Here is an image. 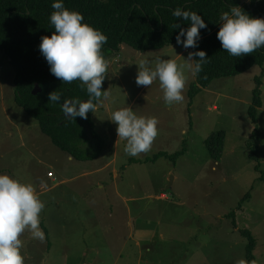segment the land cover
<instances>
[{
    "label": "rangeland",
    "instance_id": "rangeland-1",
    "mask_svg": "<svg viewBox=\"0 0 264 264\" xmlns=\"http://www.w3.org/2000/svg\"><path fill=\"white\" fill-rule=\"evenodd\" d=\"M184 50L175 45L140 53L123 45L106 58L110 67L102 91L108 90L109 99L98 102L103 110L93 113L96 131L106 145L99 159L74 160L72 166L69 156L16 104V71L0 49V170L32 184L49 168L75 176L91 172L70 182L76 190L70 198L69 225L54 233L56 244L69 238L72 255L82 253L85 245L95 249L83 257L84 264H237L248 261V240L242 230L252 233L256 264H264V106L256 123L249 112L257 77L263 79L264 104L263 69L256 66L239 77L215 80L207 90L191 95L196 76L188 70ZM156 58L184 65L188 82L183 102L165 104L159 81L137 86L139 62ZM125 107L138 116L158 119V136L149 152L135 157L125 152L126 141L118 138L117 126L110 121L113 111ZM219 131L225 133L226 144L216 162L206 140ZM252 138H257L258 162L250 158ZM178 152L181 155L171 157ZM160 153L167 156L148 162ZM113 168L120 178L115 179ZM89 184H104L105 190L94 189L81 198L80 191ZM100 202L104 205L99 214L95 206ZM126 204L136 218L130 227L125 219L107 218L111 209L121 210ZM232 212L235 217L228 218ZM131 231L134 239L128 237ZM33 259L27 257L25 264H34Z\"/></svg>",
    "mask_w": 264,
    "mask_h": 264
},
{
    "label": "trees",
    "instance_id": "trees-1",
    "mask_svg": "<svg viewBox=\"0 0 264 264\" xmlns=\"http://www.w3.org/2000/svg\"><path fill=\"white\" fill-rule=\"evenodd\" d=\"M242 1L63 0L67 9L83 14L84 22L100 29L108 37V42L102 49L105 58L120 52L123 45L140 53L175 46V37L180 31L175 25L180 23L181 27L188 28L190 21L178 20L172 15L173 11L181 8L200 14L207 29L201 30L199 48L191 49V52L205 51L208 60L196 75V81L190 89L191 95L209 88L215 80L239 77L256 66H260L264 74V48L234 57L221 47L216 38L222 23L221 15L230 12L232 7H240ZM53 2L54 0H0V49L16 71V104L39 123L41 132L60 151L78 162H90L102 156L106 145L103 137L96 131L93 113L90 111L87 119L77 117L72 120L66 118L61 110V104L66 99H89L86 87L78 80L68 84L54 77L39 50L41 37H50L54 31L49 19L54 11L51 7ZM250 2L251 6L244 5L241 9L252 18H264V0ZM255 83L254 97L249 108L253 122L256 121L258 110L264 106L262 77H257ZM55 91L61 95L59 103L49 100V94ZM257 138H252L254 142L248 144L252 151L250 158L255 162H258V146L255 143ZM225 144L226 136L223 131L213 133L206 140L208 152L214 161L221 160ZM179 155L180 152L171 157ZM164 156L167 154L160 153L147 160L154 162ZM241 208L240 206L239 209ZM235 215L232 212L227 217L234 218ZM233 224L237 228L235 219ZM240 234L248 240V261H255L256 264V242L252 233L242 230Z\"/></svg>",
    "mask_w": 264,
    "mask_h": 264
},
{
    "label": "clouds",
    "instance_id": "clouds-1",
    "mask_svg": "<svg viewBox=\"0 0 264 264\" xmlns=\"http://www.w3.org/2000/svg\"><path fill=\"white\" fill-rule=\"evenodd\" d=\"M51 7L54 11L49 19L54 31L50 37H41L39 50L54 77L68 84L78 80L86 87L89 99H66L61 110L68 119H87L90 111L94 113L97 110V102L109 99L108 90L102 91L110 67L102 52L108 37L100 29L84 22L83 14L67 9L63 0H54ZM172 15L178 20L190 21L188 28L181 27L180 23L175 25L180 29L175 37L176 45L185 50L198 49L201 30L207 29L204 18L195 11L181 8L175 9ZM220 20L222 23L216 38L229 55L240 57L264 48V18H252L243 9L232 7L230 12L221 15ZM207 60V54L202 50L188 52L185 59L192 76L202 71ZM155 81H159L165 104L171 106L183 102V91L188 82L184 65H179L174 59L141 60L137 86L149 87ZM49 100L59 103L61 95L52 92ZM110 121L117 126L119 139L126 141L125 152L132 157L149 152L158 136V119L138 116L130 107L113 111ZM44 208L45 204L33 184L0 174V264H25L21 236L26 231L33 239H45L40 227V214ZM237 264L249 262L240 260Z\"/></svg>",
    "mask_w": 264,
    "mask_h": 264
},
{
    "label": "crops",
    "instance_id": "crops-1",
    "mask_svg": "<svg viewBox=\"0 0 264 264\" xmlns=\"http://www.w3.org/2000/svg\"><path fill=\"white\" fill-rule=\"evenodd\" d=\"M190 51L191 48L188 50H184V53H188ZM179 58L180 56H178L176 60ZM216 108L217 107H215V109ZM101 109L102 108L98 104L96 111H99ZM7 118H9L8 115ZM68 158H67L68 161L72 163L73 166L74 159L71 157ZM108 165L109 164H107L106 166ZM49 169L50 170H46L40 173L38 175V180L35 179L34 180L35 183L33 184L37 190V193L40 196V199L45 204V208L40 214L41 216L40 227L42 230L44 229L43 231L45 233V239L43 241L38 239H33L31 234L26 231L21 236V239L23 241V248L21 252L25 257V260L27 259V257L34 258L33 259L34 264H84L83 257H88L87 254L89 252L95 251V249L89 248V246L85 245V249L82 253H80L79 255H75V254L72 255V253H70L69 251L71 247L69 238L64 236L62 239L63 241L62 244L59 245L56 244L57 242L55 240L56 237L54 233L55 231L64 232L65 230H67L69 225V221L67 219H69V216L71 215V207H72L70 198L74 197L73 194L75 193L76 190L75 187L69 186L71 184L70 182L79 177L82 178L89 177L91 175V172H82L75 176L73 173L70 174V171L65 172V170L62 171V170H53L52 168ZM113 170H114L113 174L115 179H118L117 178L118 176L120 178L119 171H117L115 168H113ZM4 173L5 172L3 170H0V174H4ZM69 175L71 178L69 177ZM94 189L105 190V185L99 184V186L97 187L96 186L92 187L89 184V186H87L86 189L80 191V197L86 198L87 194ZM117 194L120 197V194L119 193ZM146 198L150 199V195H148ZM161 198L166 199L167 196L163 194ZM131 201L133 202L134 199H132ZM103 205L104 203L100 202L95 206V208L99 210V214L103 211L102 209ZM107 218L125 219L128 227L131 226V220L133 221V219H136L133 217L132 207L129 206L128 204H126L125 207L121 210H117L116 208L115 210L111 209L109 211V214H107ZM56 223L58 224L56 225ZM128 237L129 239L135 238V236L132 235V231L130 232ZM138 241L140 240L138 239L136 241V246H139ZM56 250H59V252H57ZM91 259L92 258H90V260Z\"/></svg>",
    "mask_w": 264,
    "mask_h": 264
},
{
    "label": "water",
    "instance_id": "water-1",
    "mask_svg": "<svg viewBox=\"0 0 264 264\" xmlns=\"http://www.w3.org/2000/svg\"><path fill=\"white\" fill-rule=\"evenodd\" d=\"M244 5L251 6V2L249 0H243L239 8L243 7Z\"/></svg>",
    "mask_w": 264,
    "mask_h": 264
}]
</instances>
